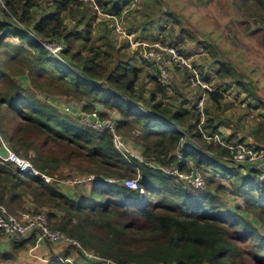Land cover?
<instances>
[{
    "label": "trees",
    "instance_id": "obj_1",
    "mask_svg": "<svg viewBox=\"0 0 264 264\" xmlns=\"http://www.w3.org/2000/svg\"><path fill=\"white\" fill-rule=\"evenodd\" d=\"M130 1L0 0V42L14 46L13 56L25 59L35 86L61 94L75 93L83 99L81 111L95 109L99 117L107 116L108 111L116 112L119 118L114 128L132 125V129L136 125L133 141L139 150L138 157L119 151L112 146L108 129L97 130L78 123L54 104L61 98L50 96L45 104L20 81L0 71V79L5 80L0 103H6L16 119L13 134L1 123L0 134L13 150L17 152L21 148V154L26 156L27 148L31 147L33 157L27 156L30 161L25 159L38 172L49 176L70 155L83 158L94 167L87 170L93 174L88 177L87 192L78 197L65 194L52 180L44 181L38 174H27L11 162L0 161V204L13 213L14 206H22L23 194H29L38 205L48 206L45 213L49 227L78 243V246L65 243L60 251L38 264H235L233 258L240 257L242 252L237 244L241 238L249 249H254L250 257L264 264V234L256 229V226L264 228V180L258 179V169L224 159L228 156L226 148L202 137V133L216 132L226 142L259 146L246 142L220 117L219 110L226 107L222 102L223 86L211 84L209 74L201 73L191 58L210 89L189 86L187 71L183 69L182 81L188 91L181 92L177 87L179 82L173 78L175 74L172 73L168 82L163 81L157 66L140 57L155 71L148 75L150 87L144 88L137 85L140 68L132 64V57L113 56L112 51L118 53L121 46L113 48L112 40L99 30L94 39L91 36L99 23L95 20L96 12L118 16ZM251 1L264 15V0ZM167 15L170 11L160 14L158 28ZM9 37L14 41L4 40ZM45 37L56 38L61 43L59 57L40 44L38 39ZM177 49L185 57H191V52ZM21 50L26 55H21ZM211 65L215 76L234 79L235 71L226 62L215 59ZM174 70L181 69L174 66ZM233 84L243 93L241 101H237L243 109L258 108L254 122L244 123L243 114L237 116V124L246 125L249 134L253 133L259 141L264 137V104L240 80H234ZM201 92H204L203 100L207 95L214 110L206 107L202 110L203 100L201 112L194 107ZM257 116L262 119L258 120ZM221 127L229 131L224 134ZM26 132L39 136L43 144L55 141V146L65 151L61 156L42 153L35 145L25 142ZM191 138L201 139L203 143L198 146ZM185 160L192 161L202 173L201 188L183 187L174 175L163 170L171 167L183 170ZM244 166L245 171L244 168V172L240 171ZM217 173L236 184L230 194L240 200L231 209L218 207L213 200L217 192L226 190L224 184L211 182ZM135 174L138 175L136 188L121 183L125 176ZM241 212L249 213L257 225ZM9 238V248L0 246L1 261L13 260L25 243L33 242L32 235ZM69 249L80 260H67ZM86 250L95 258L86 256L83 253Z\"/></svg>",
    "mask_w": 264,
    "mask_h": 264
},
{
    "label": "rangeland",
    "instance_id": "obj_2",
    "mask_svg": "<svg viewBox=\"0 0 264 264\" xmlns=\"http://www.w3.org/2000/svg\"><path fill=\"white\" fill-rule=\"evenodd\" d=\"M129 3L122 7L118 16L110 15L100 10L96 12L97 16L95 20L99 23L97 29L92 31L91 36L93 39L96 37V30H99V33L104 32L106 38L112 40L113 48L121 46L118 53L112 51L113 56H118L120 59L132 57L130 60L132 64L140 68L137 85L141 84L144 88L150 87L151 82L148 80V75L155 74V71L151 64L142 62L140 59V52L143 45L138 46L137 44L139 42H144L146 44L152 42L167 44L170 42L171 44L168 43L167 45L173 46L172 44H174L176 46L175 48H179L188 54L191 52L190 60L191 58L194 60L196 66L201 70V73L207 72L209 74L211 77V84L218 83L224 88V99L222 102L226 107L219 110L220 117L228 123L229 128L235 129L239 135H242L246 142L264 145V137L257 141V136L253 133L249 134L250 129L246 125L241 122L237 124V116L243 114L245 115L242 116V120H246L243 121L244 123L248 124V121L254 122L256 120L255 112H257L258 108L243 109V105L237 103L238 100L241 101L243 93L238 92L237 86L233 84L234 80H240L245 86H248L249 89H247V91L255 94L264 104V15L259 9V6L251 0H158V2L151 0H131ZM167 11H170V15L166 16L164 23H162V27L158 28L157 23L160 21V19H158L160 14ZM155 23L157 26L154 25ZM4 40L14 41L13 38H6ZM20 54L26 55V51L21 50ZM13 55H15L14 46L6 43V41H1V72L7 74L9 78L16 82L20 81L28 91L32 92L45 104H47V100L51 98L50 96L61 98L60 100L64 103L63 107H58L59 110L72 117L78 123H80V121L87 122L83 117L84 115H81L79 110H77L79 112L78 114H76L75 111L74 113L72 112L74 107L80 108L83 99H79L75 93L61 94L51 90H39L35 86L36 82L32 79L33 76L29 73V69L25 67V59H21L19 56L14 57ZM27 57L29 58V56ZM215 59L222 60L233 67L235 71L234 79H221V77L219 78L214 75V71L210 69V66H212L211 63ZM212 68H214V66H212ZM182 70L183 69L170 70L171 74H175L173 78H175L177 83L179 82L177 87L181 88V92L188 91L183 84L184 81H182L184 78ZM168 78H171L170 74ZM4 88L5 80L1 78L0 91L2 92ZM188 88L193 90L190 87ZM182 94L186 97L184 93ZM250 102L253 103V100ZM6 105V103H0V123L3 124L7 131L13 134L16 119L9 112ZM65 106L68 108V112L64 109ZM204 107L208 108L209 111L214 110L207 100V95L203 100L202 110ZM108 116L114 118L115 122L119 118V115L112 111H108V115L104 117H99L97 114L99 119L108 118ZM257 118L258 120L262 119L260 116H257ZM131 127L132 125H130V127L126 125L120 128H114V133L119 135L122 140L124 138L126 141L129 140L133 142L134 133H137V127L136 125H133L134 128L132 129ZM220 131L225 134L229 130L225 127H221ZM2 137L3 136L0 134V138L5 145L18 156L27 159V156L33 157L34 150L31 147L27 148V155L23 156L21 154V148L15 152L12 146ZM23 138L27 144L35 145L42 153L50 152L57 156H61L62 151H65V149L56 147L55 141L48 140L45 144L41 143L40 137L33 135L32 132L24 133ZM191 141L198 146L203 143L201 139L197 138H191ZM129 146V143L126 144L124 142L123 147L118 146L117 149L122 150V152H129ZM135 151L136 153L134 154L138 157V148ZM132 152L133 151H131V153ZM243 168L245 171L246 166L242 167L240 171L244 172ZM91 169H94L93 165L89 164L83 158L70 155L58 164L57 169L51 176V180L55 183L57 188L62 190L65 194L80 197L87 192L89 185L88 177L90 178L93 175L91 172H87V170ZM120 171L125 172L124 169H120ZM217 174L218 175L213 176L211 182L214 181V183L224 184L226 190L217 192L213 200L218 207L225 208L228 206L231 209L233 206L232 204L240 200L239 197L230 194L232 193L231 189L236 184L233 185L230 183L228 177H224L219 173ZM125 177L138 180L137 174H135V176ZM211 182L210 184H213ZM181 186L185 187L182 183ZM208 188L213 191L212 186H208ZM139 192L143 194L142 191L139 190ZM21 202L22 206L13 207L11 210L14 211L13 213L32 209L40 211L46 216L45 212L48 210V206L38 205L32 200L29 194H23ZM205 202L207 204V200H205ZM4 208L6 209V207ZM245 214L247 216L246 218L253 222V225H257L256 220L249 213ZM256 227L258 232L264 234V228L261 226ZM9 237L10 235H5V232L0 230V246L9 248ZM245 242L243 238L237 240V244L240 249H242V252L240 257L233 258L235 264H261L255 262L254 259L250 257V252H254V249H249ZM86 252L89 253L90 251L86 250ZM16 255L17 254L13 257L16 258ZM69 255L70 256L66 258L69 261L80 260L76 252L72 254L69 253ZM15 258L7 261L0 260V262H7L8 264L15 263Z\"/></svg>",
    "mask_w": 264,
    "mask_h": 264
},
{
    "label": "built area",
    "instance_id": "obj_3",
    "mask_svg": "<svg viewBox=\"0 0 264 264\" xmlns=\"http://www.w3.org/2000/svg\"><path fill=\"white\" fill-rule=\"evenodd\" d=\"M95 7V6H94ZM40 44L45 48L51 55L59 57V51L61 49V43L52 37H45L38 39ZM137 43V42H135ZM137 45H143L140 52V57L146 61H152L158 68L159 78L163 81H168V75H172L171 71L174 66L180 69H186V80L189 86H199L205 90H209L210 87L207 83L200 77L199 70L192 64L189 57H185L181 54L177 48L167 45L158 44L152 42L146 44L144 42H139ZM172 78V76H171ZM204 92H201L197 101L194 105L201 112L202 100ZM62 102L60 105L54 103L57 107H63ZM72 108L71 106H69ZM64 109L67 111V107ZM80 111L81 115H84V119L88 122H81L93 129L108 128V131L112 135V144L115 148L118 146L123 147L124 141L119 135L114 133V118L108 116V118L99 119L97 117V111L95 109L90 112H83L80 108L74 107L72 112L78 114ZM68 112V111H67ZM73 115V114H72ZM76 117L75 115H73ZM82 117V118H83ZM200 121H202V113L200 115ZM112 126V127H111ZM172 126L181 131V128L177 125L172 124ZM202 137L210 140L211 143L221 145L226 148L228 156L223 157L224 159L238 162L247 163L246 166L258 169L257 177L260 180H264V145H259L257 147L249 146L244 143H231L226 142L219 135V133L213 132L210 134L202 133ZM122 151V150H119ZM125 151V150H124ZM178 156V155H177ZM178 159H181L178 157ZM0 161L11 162L18 170L25 172L27 174H38L44 181H51V176L38 172L30 162L15 154L11 149H9L5 143L0 138ZM185 168L183 170H178L176 167L163 169L165 172L174 175L184 186H191L195 188H201L204 183V179L200 170L194 166L192 161H184ZM121 183L129 188L137 187V180L131 177H124L121 179ZM141 191V190H140ZM0 230L5 232L7 235H19L26 236L29 233H34L36 239H42L47 241H63L77 246V243L72 239L67 237L64 233L52 229L48 226L46 216L40 211L22 210L17 213H11L7 211L2 204H0ZM84 254L88 257L95 258L90 252L84 251Z\"/></svg>",
    "mask_w": 264,
    "mask_h": 264
},
{
    "label": "crops",
    "instance_id": "obj_4",
    "mask_svg": "<svg viewBox=\"0 0 264 264\" xmlns=\"http://www.w3.org/2000/svg\"><path fill=\"white\" fill-rule=\"evenodd\" d=\"M54 100V99H52ZM54 102V101H52ZM59 105L62 103L61 100L57 99V102ZM123 141L127 144L129 143L130 146L128 147L129 152L131 153V151H133V155H135L134 153H136V149L137 146L136 144L133 142H130L129 140H125L123 138ZM134 143V144H133ZM28 235H32L33 236V242H27L24 244L23 248L18 250L16 252V258H15V262L16 264H38V263H44L46 258L48 257V255L53 254V253H57L58 251H60L66 244V242L63 241H47V240H42V239H36L34 233H29ZM26 235V236H28ZM25 236V237H26ZM69 253H74L73 250L69 249Z\"/></svg>",
    "mask_w": 264,
    "mask_h": 264
}]
</instances>
